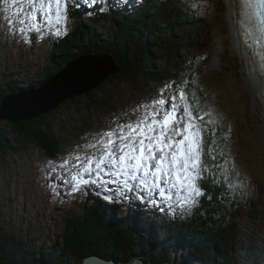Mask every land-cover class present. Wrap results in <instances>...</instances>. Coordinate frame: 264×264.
<instances>
[{"label":"rangeland","instance_id":"rangeland-1","mask_svg":"<svg viewBox=\"0 0 264 264\" xmlns=\"http://www.w3.org/2000/svg\"><path fill=\"white\" fill-rule=\"evenodd\" d=\"M135 1L137 2V8H139L149 1L156 0ZM159 1H161L159 8L166 2L173 8L176 15L173 24L167 26V19L166 24H161L163 20L159 18V8H153L150 17L148 16L141 24H135L137 30L145 32L148 29L146 39L144 38L143 42L137 36V42L140 43V46L135 49L136 42H134V44L128 45V48L132 49L130 54H136L134 60L138 63V66H145V61L149 60L150 64L145 72L159 77L160 80L151 81L149 80L150 76L146 77L148 80L139 79L134 75L130 77L121 76L102 84L78 101L68 103L62 110L53 115L54 119L50 122L52 128L62 134L70 145L65 147L66 149L57 159L48 156L40 147L25 143L22 135L14 129L10 122H0V244L3 248L2 256L6 259L4 260L6 263L44 264L40 263V259L38 262L34 260L40 257V253L39 255L35 254L34 258L26 257V261H23V250L34 253L36 248L40 250L52 247L66 231L67 217H71V215L77 214L83 209L85 194L77 192L70 195V188L61 182L57 174L51 173L48 161H54L53 167H55L61 162V158L67 157L75 146L83 145L85 137L91 138V136L106 129L109 121L117 117L124 119L123 113L130 112L141 102L154 98L166 83L175 82L179 84L182 79L190 81L188 89H195L202 104L206 103L210 107L216 104L220 105L216 113L219 114L220 123L224 129L220 128L221 130H218L216 135L217 146L223 148L224 157L221 158L217 154L216 163H222L225 158L229 159V164L234 161L240 178L247 184V188L243 193L237 191L233 195L229 191L226 197L223 191L212 194V181L209 180V184L204 181L203 190L205 195L211 196L214 210L211 212L212 208L203 202L202 197H200L199 202L203 204L204 209L202 216L206 217L207 223H196L195 229H190L189 235L193 234L191 231L195 232L196 230L208 233V236L203 235V238L205 237L207 242H211L215 246V250L219 255L216 264H247L248 259L245 251L253 245V240L256 241L257 246L264 244V112L258 97L256 100V96L251 90L250 75H246L244 68L240 67L237 56H235L236 52L234 50L236 48L233 47V43H236L233 38L235 30L234 33L231 30L233 22L229 18L228 1L196 0L200 7L196 8L195 11L201 14V18L205 23L204 29L203 27L200 28L202 29L201 34H199L200 41H198L199 37L196 36L198 29L188 28L184 25L187 19L194 17V14L189 11L192 8L193 0H187L189 4L185 3L186 0L182 1L179 4L181 7L172 6L173 3L170 1ZM116 2L120 3L122 0ZM87 4L89 5V2H86L85 6ZM112 6L116 8L115 12L117 14L129 12L126 9H121L123 8L121 5L113 3ZM0 7L1 10L5 9L3 0H0ZM95 8L97 9V5H89L87 11L91 12ZM103 11L111 15L113 9L110 10L107 6H104ZM130 11L136 12V10L131 9ZM163 15H166V13H163ZM155 16L159 24H156L157 22L148 24V19L154 21ZM6 17H4L2 29L0 26V92L7 91L9 82H16L18 89H24L22 92L28 94L35 92L41 84L40 80L47 79L45 78L46 67L50 66L52 60L50 54L55 51L66 34L56 36L55 43L52 46L49 39L47 40L45 37L46 33L43 36L35 31L27 32L24 35L19 32L13 34L7 25ZM38 19L40 20L39 17ZM110 19L109 16L103 18L100 23H95L98 21L89 18L91 21L89 23L88 19L81 17V20H84L83 25L92 28L95 26L96 33L101 35L103 39L107 38L108 34L113 33L112 27L114 24L111 23ZM193 20H190L192 26ZM195 22L197 23V21ZM215 23L218 24L216 40L209 31V28ZM176 25L180 27H176ZM56 27L63 30L65 25L60 24ZM34 34L36 39H34ZM28 43H33V45L30 44L31 48H29ZM81 51H84L83 47L78 50V52ZM74 54L76 53L74 52L71 56ZM110 55L105 54L100 57L110 59ZM71 56H69V59ZM80 58L82 57L75 56L73 62L78 61ZM112 59V61H115L114 56ZM66 60L67 58H64L63 61L66 62ZM187 65H190L189 68L186 67ZM205 66L206 74L201 70ZM12 74L14 75L12 76ZM193 80L195 81L194 84L191 83ZM22 92L19 91L15 95ZM247 121L250 125L249 136L242 132L241 128V123ZM224 134H227V140L222 139ZM19 146L26 148L24 151L18 152L15 147ZM204 159L208 164L213 163L210 157L206 156ZM213 171H216V169H213ZM49 174H51V179L47 178ZM50 185L57 186L56 191L59 195L53 192ZM90 188L99 198L98 195L104 196L110 192L97 190L100 193L98 194L95 186ZM125 200L124 196L118 198V202L123 204ZM141 203L139 202L140 205ZM131 204L132 207L129 209L131 214L126 209H121L120 205H117L115 212L118 218L115 222L120 223L125 221V218L136 216L138 222L144 224L146 221V226L152 229L156 227L159 232V230H164L163 228L159 229V224L165 226L171 221L168 214L152 216L148 214V208H139L137 197L133 199ZM176 214L178 215V212ZM195 214L198 215L196 206L192 207L190 212L185 215L192 218ZM213 217L217 222L214 221ZM149 219L155 223V227L151 225L152 222ZM260 220L261 222L258 223ZM191 221L183 220L181 230L188 229ZM120 225L129 228L124 224L120 223ZM138 227L137 225L130 226L129 229L133 231L132 236H128L123 232L122 234L126 235L128 240L139 236L144 239L143 236L145 235L140 233ZM35 229H38L39 232H35ZM120 230L123 231V228ZM207 230H210L211 234ZM1 235L11 237L15 245L7 243L3 246L4 241L1 240ZM209 235H213V237ZM166 236H170L169 233ZM166 236L154 241H150L147 237V239H144L147 244L140 242V246L131 243L139 255L145 258L149 256L153 260H148L157 262L160 260L158 256L162 258L160 252L167 248ZM26 240L28 241L26 245L23 242L20 243V241ZM155 244L158 245L159 253H157L158 251L153 252L155 256H151L148 250L151 251L150 249ZM199 245L197 244V248H200ZM201 245L204 244L201 243ZM178 246L180 245H176V247ZM176 247L174 249L175 258L180 251ZM202 247H205V249L200 248V250H197L196 252L199 255H196V257L205 264H209L203 258V254L206 253L205 255L208 254L209 256L210 251L206 246ZM107 251L111 255L107 252L105 254L116 260H125V257L122 259L121 253ZM131 258L133 257H128V259ZM46 264L56 263L52 261ZM57 264H75V260L72 256H67L63 260L60 259Z\"/></svg>","mask_w":264,"mask_h":264},{"label":"snow or ice","instance_id":"snow-or-ice-1","mask_svg":"<svg viewBox=\"0 0 264 264\" xmlns=\"http://www.w3.org/2000/svg\"><path fill=\"white\" fill-rule=\"evenodd\" d=\"M238 2L245 43L248 44L247 37L255 36L256 43L261 44L264 0ZM3 4L13 34L42 33L44 27L51 29L64 24L63 30L56 27L55 35L59 36L66 34L69 9L77 6V0H3ZM191 7L199 8L200 4L193 0ZM38 17L45 23L41 24ZM189 83L188 79L179 84L166 83L154 98L123 113L124 119L117 117L109 121L106 129L91 138L85 137V143L75 146L55 167L54 161H48L51 173L70 188V195L84 193L93 186L107 193L108 185L119 180L117 196L105 195V199L113 202L121 195L128 199L127 193L143 191L149 203L159 206L163 202L173 214L177 209L186 214L199 203V198L205 195L200 180L223 184L233 195L237 191L243 193L247 184L240 178L234 161L229 164L225 158L216 163L217 154L224 157L223 148L217 146V127L223 128L219 114L201 103L195 89H188ZM222 139L227 140V134ZM206 156L212 164L205 161ZM47 178L51 179V174ZM50 187L59 195L57 186ZM154 194H158V201L153 199ZM138 198L144 200L145 196Z\"/></svg>","mask_w":264,"mask_h":264},{"label":"trees","instance_id":"trees-1","mask_svg":"<svg viewBox=\"0 0 264 264\" xmlns=\"http://www.w3.org/2000/svg\"><path fill=\"white\" fill-rule=\"evenodd\" d=\"M189 3L188 1H186ZM171 7L168 6V8L165 11H167V14L172 20L174 16V11L172 10L169 13V9ZM163 9V10H164ZM77 10H80V8H72L71 11V17H76V21L78 24L73 28L74 33L71 37H69L67 40H65L63 43H61V46L58 50V54L63 53L64 55H72L73 52H75L77 49H81V47L84 48V51H82L78 56L88 55V54H95L96 56H100V54H111L114 56L115 61L117 63V66L120 68V76H137L139 79H147V76H150L151 78L149 80H157L159 81L160 78L157 76L152 75L149 72H145V69L148 68L150 61H145V66L141 65L138 66V63L135 62L133 59L134 53L130 54V51L132 49L128 48V45L134 44L136 42V45H134L135 49L136 47L140 46V43L137 42V37L139 33L134 30V24L137 23L141 24L145 21V19L150 17L148 14L149 11H143L137 14L130 15L131 18H133L135 21L131 24L128 23L126 20L127 18H121L118 16L113 17V33L108 34L107 38L103 39L101 35L94 36V38L89 39V31L79 23L78 19L80 18V15L77 14ZM152 12V10H151ZM152 18V17H151ZM154 20V18H153ZM148 24L151 22H154L152 20L148 19ZM166 24V20L162 21L161 24ZM134 25V26H133ZM133 26V27H132ZM194 26V25H193ZM176 27H180L176 25ZM218 27V24H212V27L209 28V31L211 32L212 37L216 40L217 33L216 29ZM148 32V29L145 30ZM135 34V35H134ZM198 36V35H196ZM139 37L146 38L147 36H142V34H139ZM136 40V41H135ZM88 41V43H86ZM198 41L200 39L198 38ZM99 43L101 46L99 47ZM87 47V48H85ZM134 49V50H135ZM177 51V50H173ZM172 53V52H171ZM62 55V56H64ZM76 54L73 55L72 58L67 59L70 60L68 63L65 64L64 57L61 58H55V63L50 65L46 68L47 75L49 78L56 75L63 67L65 68L71 61L75 60ZM147 63V64H146ZM143 66V67H142ZM190 65H187L186 67L189 68ZM145 67V68H144ZM201 70L206 74V66L201 68ZM14 74H12L13 76ZM47 77V76H46ZM148 80V79H147ZM45 80H41L42 84ZM41 84V85H42ZM191 86V85H190ZM14 90H16V85L14 82H9V87L7 91L0 93V105L2 101ZM198 90V89H197ZM199 91V90H198ZM202 91V90H201ZM93 107H97L96 105H92ZM220 107L219 104L214 105L212 108L215 110V112L218 111V108ZM54 119L53 115L44 116L39 120H32L29 122H26L23 125H12L15 130L19 132L20 135L24 138V142L27 144H33L45 151V153L50 156L53 159H57L66 149V146H70L62 134L58 133L56 130H54L50 124L51 120ZM224 121V120H223ZM249 123L243 122L241 123L242 132L245 134H250V128ZM250 139V137H249ZM26 147L19 146L15 147V150L20 152L21 150L24 151ZM207 184H209V180L205 179ZM220 185L222 189H216L214 188L216 185L212 184L213 191L212 194H215L217 191H223L224 195L227 197L229 194V191L225 190V185L223 184H217ZM85 199L83 200V209L80 210L77 214L71 215V217H67L66 220V231L64 232V235L62 237V244L57 243L55 245V248L60 249V253L58 255V258H56L55 262H59L60 259H63V257L72 256L75 260V264H80L82 260L87 256H101L103 258L109 259L112 258V256H108L105 254L111 255L108 253L107 250H109L111 253L119 252L122 255V258L125 259V262H128L131 259L134 258H143L142 255H139L138 252L134 249L133 244L135 243V239H127L126 235L122 234L126 233L128 236H132L133 231L129 230L130 226L127 225L124 221L120 222L121 224H124L128 226L129 228L124 227L120 225L119 222L112 223L111 220V213H107L104 211L101 204L96 200V198L89 192H86ZM208 198V196H207ZM208 206L212 208V199L210 201L203 200ZM214 209H211V212ZM204 209L203 204L200 205L199 209L197 210V214H195L191 218L190 226L188 229H195L196 223H207L206 217L202 216ZM211 215V214H210ZM214 218V221L217 222V220ZM130 220H134L132 216L129 217ZM119 221V220H118ZM112 224H111V223ZM136 226V225H134ZM133 226V227H134ZM123 228V231L120 229ZM166 230V229H165ZM210 233V230H207ZM175 234L177 233V230L174 229L173 231ZM192 232V231H191ZM202 235H207L202 233V231H199ZM166 233L171 236L172 231L166 230ZM168 236L165 243L171 238ZM212 236L213 235H209ZM8 239L7 236L3 237L1 235V239ZM194 239L199 240V237H194ZM216 240V238L214 237ZM174 243L180 246H187L188 243L183 238V234L181 235L180 241H177L176 239H171ZM10 241V240H9ZM109 242V243H108ZM113 242V244H111ZM132 242V243H131ZM108 243V244H107ZM106 244V245H105ZM168 246V245H166ZM140 248V247H139ZM174 248V247H172ZM171 248V249H172ZM175 249V248H174ZM0 250H3L1 244H0ZM137 254H135V253ZM151 254V253H150ZM128 257H133L131 259H128ZM168 257L163 259V262H166ZM172 258V257H171ZM170 258V259H171ZM149 256L144 259V262L147 264H154ZM169 259V261H170ZM0 264H2V261H0ZM175 264V263H174Z\"/></svg>","mask_w":264,"mask_h":264},{"label":"bare ground","instance_id":"bare-ground-1","mask_svg":"<svg viewBox=\"0 0 264 264\" xmlns=\"http://www.w3.org/2000/svg\"><path fill=\"white\" fill-rule=\"evenodd\" d=\"M116 1L117 0H101V2L94 4V3L91 2V0H77V7L80 8L82 12L87 13V14H91L92 15L91 19L93 21H96V20L98 21V22H95V23H100L103 18H106V17L110 16L111 17L110 21L113 24V17L114 16H118V17H121V18H125L126 17L127 18L126 20L128 21V23L131 24L135 20L133 18H131L130 15L137 14V13H140V12H143V11H149L148 14L150 15L151 14V10L153 8L154 9L155 8H159L160 2H161L159 0L149 1L143 7L137 8L138 6H137V2L135 0H129L128 3H123V2L117 3ZM165 1H170L171 3H173L172 6L174 5L175 7H181V6H179V4L182 1H184V0H165ZM86 2L87 3L89 2L90 6L97 5V9L95 8V10L93 9L91 12H88L87 8H88L89 5L87 4L85 6ZM113 3L123 6V8H121V9H126L129 12L117 14L115 12L116 8H114L112 6ZM185 3H187V2H185ZM228 4H229V9H228L229 18H230L231 22H233V25L231 26V30H232L233 33H234V30H235V34H233V38H234V40L236 42V43H233V47L236 48V50H234L236 52L235 56H237V60H238V63L240 64V67L244 68V71H245L246 75H250L249 77H250V80H251V84L254 86L253 87L251 85V90L253 91L254 95L256 96V100H257V97H258V101H260L261 107H263L262 110L264 112V72H263V69L259 70V67L257 69V72H259V73L256 74L254 72V69L257 68V65L253 62L252 55L249 54L247 48L243 45V43L241 41L242 40V38H241L242 23L241 22L243 20V17L241 15V6H240L238 0H228ZM108 5H109V7H108ZM168 5L169 4L166 2L165 4H162L161 7L158 10L159 18L161 20H163V21L166 20L165 19V15H163V13H166L165 10H167V9H164V8H167ZM104 6H107V8L110 9V10L113 9L111 15H108V14H106V12L103 11L104 10ZM130 9L131 10H136V12H131ZM0 10H1V7H0ZM3 10H5V9H3ZM189 11L194 14V17L187 19L186 23L184 25L187 26L188 28L192 27V25H190V20L194 19L195 21H197V25L200 28H202V24L200 22V18H199V15H198L199 12H196L194 8H191ZM152 12H153V10H152ZM68 14H70V13H68ZM41 20H43V19L40 18V23L44 24V22L41 21ZM174 20H175V17H174ZM138 21L139 20H137V23H138ZM88 22L90 23L91 21L88 19ZM154 22H157L156 21V16L154 17ZM156 24H159V23L157 22ZM112 28L114 29V26ZM55 30H56V26L51 28V29L48 28V27H44L43 32L41 33L42 36L46 33L45 37H46L47 40L49 39L50 45H53L55 43L54 39L57 36V35H55ZM134 30L137 31V33H139V34H142V36H146V34H148L147 31L144 32V31H141V30H137L136 29V25L134 27ZM157 32L159 33V31H157ZM199 33L200 32H196V35H198L197 37H199ZM139 34L136 35V37L139 36ZM139 39L141 40L142 38L140 37ZM143 42H144V40H143ZM146 43H148V42H146ZM28 44H29V48H31V45H33V43H28ZM135 55L136 54L134 53V57H135ZM69 56L70 55H66L64 58L69 59ZM134 57H133V59H134ZM66 62H67V60H66ZM260 63L261 62H259V64ZM252 80H253L254 84L252 83ZM19 91L22 92V91H24V89H22V90L19 89ZM119 185H120V181L119 180H117L115 184L108 185V188L110 189V192L107 193L106 195H111L113 197H116ZM214 188L222 189L220 185H216ZM95 190H96L97 193H99L97 190H99L101 192H104L103 190L97 189V188H95ZM126 195L128 196V199L125 200L124 204L121 203V202H118V198H119L118 197V198H116L113 201V204H112L111 207L114 208V210H116L117 207H118L117 205H120L121 209L124 208V209H126L128 211L129 214H131V212L129 211V209L132 207L131 202L133 201V199H135V197H137L138 207L139 208H143V209L144 208H148L149 209V213L148 214H151L152 216H161L163 214H168V216H169L171 221L169 222V224H167L165 226H161V224H159L158 225L159 229H161V228L164 229L163 231L159 230V232L156 230L155 223L152 222L151 219H149V221L152 222L151 225L154 226L155 229H152V228H149L148 226H146V221L144 223L145 225L143 223L138 222V220H137L138 218L136 216L133 218L134 220H130L129 218H125L124 222L127 225H129V226H134V225L139 226L138 229H139L140 233H142V235H145V236H143L144 239H147V237H148L150 239V241H154L156 239H159L160 237L166 236L167 233H165V231L166 230H171L173 236L171 235L170 236L171 238L167 241L166 245H168V246H167L166 249H171L172 247L175 248L177 244H174V243H178V242H173L171 239H176L177 241H180L181 235H182V233H181V225L183 224V220L191 221V218L189 216H186L185 214H181L182 210H180V209H177V211H176V213L178 212L179 216L176 213L173 214L168 209L167 205L165 203H163V202H160L159 206L154 205L152 203H149L148 199H147V196H146V194L143 191H140V192H137V193H127ZM121 196H124V195H121ZM138 196H145V199L141 200V199L138 198ZM153 199H156L158 201L159 200L158 194H154ZM203 200H205L206 202L210 201L207 198V195L202 196V201ZM139 202H142L141 205L139 204ZM114 204H115V206H113ZM200 205H201L200 202L196 205V211L199 209ZM148 209H147V211H148ZM189 226H190V224L188 225V227ZM141 229H143V230H141ZM174 229L177 230L176 234L173 232ZM129 230H131V229H129ZM192 233L193 234H191V236L188 235L187 238H188L189 242L191 244H194L196 247L191 245V244H188L187 246H178V247H176V249H180V251L176 254V258H175V255H174L170 259L171 264L173 262L175 264H205L202 260H199L196 257V255H199L198 252H196L197 250H200V248L203 249V250L205 249V247H202V246H206L208 248V250L210 251L209 256H208V254L205 255L206 253L203 254V256H204L203 258L206 260V262L209 263V264H212V263L216 264L217 263V257L219 255H218L217 251L215 250L216 249L215 246L211 242H207L205 240V237L203 238V235L199 232V230H196L195 232L192 231ZM204 236H206V235H204ZM194 237H199V240L194 239ZM167 238H168V236L165 237V240ZM183 238L186 240V236L184 234H183ZM144 239L142 237H140L141 242L144 243V244H147ZM255 242L256 241L253 240V245L249 248V250L245 251V254H246L247 259H248L247 260V264H264V244L262 243L260 246H257ZM201 243H203L204 245H201ZM197 244H200L199 245L200 248H197L198 247ZM88 258H97V256H87V257H85L82 260V262L80 264H83L84 261H86ZM63 259H65V257H63ZM63 259H61V260H63ZM172 260H174V261H172ZM51 262L52 261H49V263H51Z\"/></svg>","mask_w":264,"mask_h":264},{"label":"water","instance_id":"water-1","mask_svg":"<svg viewBox=\"0 0 264 264\" xmlns=\"http://www.w3.org/2000/svg\"><path fill=\"white\" fill-rule=\"evenodd\" d=\"M112 58V55L110 59L82 56L51 77L39 90L29 94L22 92L19 95L7 96L0 105V122L23 125L44 116L54 115L68 103L76 102L102 84L121 77L120 68ZM113 262L114 260L105 262L99 258H88L83 264H114ZM129 264L143 263L135 259Z\"/></svg>","mask_w":264,"mask_h":264},{"label":"clouds","instance_id":"clouds-1","mask_svg":"<svg viewBox=\"0 0 264 264\" xmlns=\"http://www.w3.org/2000/svg\"><path fill=\"white\" fill-rule=\"evenodd\" d=\"M99 47H100V46H99ZM81 52H82V51H81ZM81 52H79V54H80ZM85 55H86V54H85ZM85 55H83V56H85ZM88 55H95V54H88ZM102 55H104V54H100V56H102ZM81 57H82V56H81ZM71 62H72V61H71ZM71 62H70V63H71ZM67 63H68V62H67ZM65 64H66V63H65ZM63 68H64V67H63ZM61 70H62V69H61ZM61 70H60V71H61ZM46 71H47V70H46ZM60 71H59V72H60ZM59 72H58V73H59ZM46 73H47V72H46ZM58 73H57V74H58ZM57 74H56V75H57ZM54 76H55V75H54ZM45 78H47V79L44 81V83H46V82L50 79L49 76H47V77H45ZM40 82H41V80H40ZM44 83H43V84H44ZM41 84H42V82H41ZM41 84H40V86L37 88V90H39V89L42 87L43 84H42V85H41ZM34 88H36V87H34ZM12 94H16V92H12V93H10L9 95H12ZM9 95H8V96H9ZM14 243H15V242H14ZM58 243L62 244V240H61L60 242H58ZM14 245H15V244H14ZM3 246H4V243H3ZM2 253H3L2 250H0V259H1V261H2V264H8V263L4 262V258H3V256H2ZM23 261H25V260H23Z\"/></svg>","mask_w":264,"mask_h":264},{"label":"flooded vegetation","instance_id":"flooded-vegetation-1","mask_svg":"<svg viewBox=\"0 0 264 264\" xmlns=\"http://www.w3.org/2000/svg\"><path fill=\"white\" fill-rule=\"evenodd\" d=\"M1 261V260H0Z\"/></svg>","mask_w":264,"mask_h":264}]
</instances>
